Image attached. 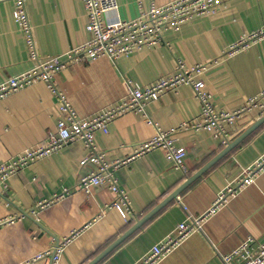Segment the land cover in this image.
I'll use <instances>...</instances> for the list:
<instances>
[{"label": "crops", "instance_id": "obj_1", "mask_svg": "<svg viewBox=\"0 0 264 264\" xmlns=\"http://www.w3.org/2000/svg\"><path fill=\"white\" fill-rule=\"evenodd\" d=\"M138 1L147 8L150 3L161 5L172 0H117V9L103 14L104 23L114 25L135 18L140 10ZM14 5V0H0V83L35 63L14 20ZM25 5L41 59L90 37L81 0H25ZM263 22L264 0H224L215 12L196 16L178 29L165 30L158 43L128 56L67 61L55 73L54 82L78 116L86 118L125 98L128 81L145 86L172 74L178 60L186 65L204 62L208 68L201 78L212 93L214 108L237 110L249 97L264 90V40L233 56H227L224 50ZM259 100L260 104L227 128L228 142L251 128L247 134L95 264H137L153 245L174 235L180 222L202 214L220 190L239 180L244 170L264 154V120L255 125L264 116V94ZM146 111L160 129L167 130L196 120L200 103L192 88L181 84L147 102ZM60 117L56 97L42 80L0 99V162L43 143ZM155 124L148 123L140 112L127 110L109 121L106 132L96 130L94 143L110 162L128 155L131 146L153 136ZM176 144L185 147V169L174 167L164 150L156 147L115 170L132 210L127 219L116 209L105 207L114 196L107 184L94 186L89 194L77 188L80 177L95 169L94 164L80 163L89 153L80 140L10 175L5 190L0 188V219H15L0 226V264H15L53 248L73 229L99 217L64 248L59 261L87 264L226 146L208 130H179ZM64 187L70 189L64 198L53 201L39 214L31 213L38 200ZM248 236H264V169L206 219L201 230L186 237L157 264H224L220 255Z\"/></svg>", "mask_w": 264, "mask_h": 264}, {"label": "built area", "instance_id": "obj_2", "mask_svg": "<svg viewBox=\"0 0 264 264\" xmlns=\"http://www.w3.org/2000/svg\"><path fill=\"white\" fill-rule=\"evenodd\" d=\"M81 1L87 16L86 29L90 32V37L60 54L41 59L37 54L25 0H14L12 14L24 36L28 55L35 60V63L30 69L10 76L0 83V99L24 86L42 80L55 95L61 117L56 122L55 130L47 134L43 143L25 148L7 161L0 162V188L5 190L8 177L22 167L57 152L70 142L80 140L89 148V153L80 160V163L82 165L94 164L95 169L80 177L77 188L85 194H89L94 186L107 184L114 196L105 207L116 209L124 219H127L132 212L130 202L115 176V170L120 165L151 149L161 147L165 152L166 159L174 167L185 169L183 158L186 150L185 147L176 144L177 132L179 130H208L212 136L226 144L228 142V126L232 125L244 112L260 104L259 97L264 94V90L249 97L245 104L237 110H216L212 103V93L206 89L204 80L201 78V74L206 71L208 64L200 62L186 65L178 60L172 74L161 76L145 86L133 85L128 81L125 98L90 117H80L68 97L54 82L55 73L63 68L67 61L93 60L101 56L115 60L122 56H128L144 46L158 43L165 30L178 29L182 23L196 16L213 13L224 2V0H172L161 5L150 3L147 8H144L138 1L140 9L138 16L130 20H120L117 24L111 25L104 23L103 14L110 10H116L117 0ZM262 40H264V22L259 28L242 34L236 41L229 44L224 53L227 56H233ZM181 84L189 85L192 88L194 96L200 103V114L194 121H185L176 128L162 130L148 116L146 104L150 100L158 98L163 91L176 89ZM127 110L143 114L148 123L156 125V133L131 146V152L128 155L109 162L106 159V153L97 149L94 143V132L99 129L106 132L109 121ZM262 169H264V154L244 170L239 180L220 190L213 203L202 214L190 216L187 222H180L174 235L153 245L137 264H157L186 237L201 230L203 222L214 215L220 207L227 204L244 186L252 182L255 175ZM69 191L70 189L64 187L60 192L38 200L31 209V213L39 214L53 201L64 198L69 194ZM102 211H104L103 208ZM98 218L94 217L85 225L73 229L68 235L58 240L53 248L37 252L15 264H34L37 261H42L43 264H59L64 248ZM14 219L10 216L1 218L0 226L14 221ZM220 258L224 264H264V236L260 239L248 236L230 252L221 254Z\"/></svg>", "mask_w": 264, "mask_h": 264}, {"label": "water", "instance_id": "obj_3", "mask_svg": "<svg viewBox=\"0 0 264 264\" xmlns=\"http://www.w3.org/2000/svg\"><path fill=\"white\" fill-rule=\"evenodd\" d=\"M264 120V116L261 118V120H258L256 124ZM246 130L243 134H241L238 138L235 140L228 142L226 146L216 155L214 156L203 168H201L196 174L188 178L183 184H181L178 188H176L171 194H169L167 197H165L163 200H161L156 206H154L149 212H147L143 217H141L139 220L136 221L135 224H133L126 232H124L121 236H119L117 239H115L112 243H110L104 250H102L99 254H97L92 260H90L87 264H95L97 261H99L102 257H104L109 251H111L116 245H118L126 236H128L133 230H135L140 224H142L147 218H149L152 214L157 212L161 207H163L165 204H167L172 198L176 197V195L188 184L190 181L195 179L198 175L201 174V172L207 168L209 165H211L215 160H217L219 157L223 156L225 153H227L234 145L237 144V142L247 134V132L250 130Z\"/></svg>", "mask_w": 264, "mask_h": 264}]
</instances>
